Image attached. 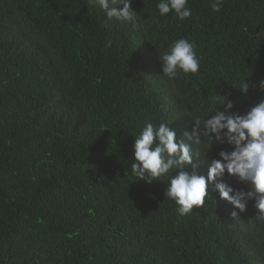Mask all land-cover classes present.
I'll return each instance as SVG.
<instances>
[{"label":"trees","instance_id":"obj_1","mask_svg":"<svg viewBox=\"0 0 264 264\" xmlns=\"http://www.w3.org/2000/svg\"><path fill=\"white\" fill-rule=\"evenodd\" d=\"M158 2L130 0L132 24L106 23L89 0H0V264H264L254 201L240 212L208 184L204 206L180 216L166 178L130 168L146 122L181 139L209 97L240 115L264 101V0H223L219 12L188 0L185 20L160 16ZM179 38L200 70L168 80L159 56ZM188 143L205 177L232 150Z\"/></svg>","mask_w":264,"mask_h":264},{"label":"clouds","instance_id":"obj_2","mask_svg":"<svg viewBox=\"0 0 264 264\" xmlns=\"http://www.w3.org/2000/svg\"><path fill=\"white\" fill-rule=\"evenodd\" d=\"M89 4L99 6L105 14L106 23L115 19L135 24L140 18L130 8V0H89ZM118 5H122L119 10ZM222 6L223 0H213L210 5L214 12H219ZM156 8L160 16L173 12L179 20L192 15L188 0H159ZM108 43L110 46L111 42ZM194 48V42L185 38L175 40L159 56L162 75L174 80L181 74H197L200 59ZM248 87L244 81L239 89L246 93ZM261 87L264 88V81H261ZM209 105L202 113L191 117L192 131L185 132L181 139H177L175 130L165 122H146L134 137L131 172L137 180L149 184L166 178L169 181L165 190L167 197L178 206L176 211L180 216L192 213L194 206H204L209 196L208 184H214L219 197L240 212L246 211L249 201H254L256 220L264 223V101L243 115L229 112L233 104L228 97H209ZM218 105L223 106L222 111L216 110ZM213 111L215 115L207 118ZM200 138H203L204 148H210L213 143H226L232 148L231 151H219V159L212 160L206 177L195 171L199 163L194 162V157L198 153L188 143H199ZM188 167L193 171H186ZM174 170L179 171L172 176ZM225 174L248 185V190L234 189L225 184L222 181ZM232 215L236 216V212Z\"/></svg>","mask_w":264,"mask_h":264}]
</instances>
